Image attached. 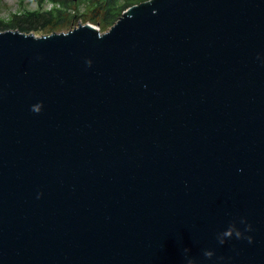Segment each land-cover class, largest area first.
<instances>
[{"label": "water", "instance_id": "obj_1", "mask_svg": "<svg viewBox=\"0 0 264 264\" xmlns=\"http://www.w3.org/2000/svg\"><path fill=\"white\" fill-rule=\"evenodd\" d=\"M189 260L264 264V0L0 31V264Z\"/></svg>", "mask_w": 264, "mask_h": 264}, {"label": "rangeland", "instance_id": "obj_2", "mask_svg": "<svg viewBox=\"0 0 264 264\" xmlns=\"http://www.w3.org/2000/svg\"><path fill=\"white\" fill-rule=\"evenodd\" d=\"M107 0H91L90 5H87V0H80L79 5L77 6V9L75 12L70 11L69 14L77 16L78 18L75 19L74 24L77 25L81 23L83 24H90L93 27L97 28L100 33H105L109 30L111 27H107L106 29H103L102 25H100L99 22H101L103 16H104V3H106ZM146 1V0H143ZM115 1L112 2V6L114 5ZM139 3V2H137ZM108 8L111 7V4H107ZM105 7V8H107ZM36 10V4L34 0H0V22L2 24L7 25L9 23H12L14 25L21 24L22 26L28 27L27 23L25 21H20V17L24 14H27L29 12H33ZM70 17V16H69ZM99 23V24H98ZM67 25V26H66ZM61 27H56V25L52 26H45L44 28H29L28 31L24 32L26 34H33L36 37H42L49 35L53 32H67L69 29L75 28V27H68V24H66ZM101 27V30L99 29ZM0 28V31H18L17 28ZM19 32V31H18Z\"/></svg>", "mask_w": 264, "mask_h": 264}, {"label": "flooded vegetation", "instance_id": "obj_3", "mask_svg": "<svg viewBox=\"0 0 264 264\" xmlns=\"http://www.w3.org/2000/svg\"><path fill=\"white\" fill-rule=\"evenodd\" d=\"M90 1L87 0V5H90ZM34 2L36 4V10L27 13L29 16L25 21L29 28H44L45 26H52L54 24L56 27H61L66 24H68V27L81 25V23L75 25V19L78 17L69 14L70 11H76L80 0H34ZM109 2L111 1L107 0L104 3V8L108 6L107 4Z\"/></svg>", "mask_w": 264, "mask_h": 264}, {"label": "trees", "instance_id": "obj_4", "mask_svg": "<svg viewBox=\"0 0 264 264\" xmlns=\"http://www.w3.org/2000/svg\"><path fill=\"white\" fill-rule=\"evenodd\" d=\"M109 2L111 4L110 8H104V16L101 20L100 25H102L103 29H106L107 27L112 26L118 18L122 15V13L127 10L129 7L139 4L141 2H144L143 0H110ZM115 1L114 5L112 6V2ZM147 1V0H146ZM139 2V3H137ZM29 14H24L20 17V21H26L28 19ZM98 23V24H99ZM17 28L19 32H26L29 30V27L22 26L21 24L14 25L12 23H9L7 25L2 24L0 22V28ZM10 29V30H12ZM101 30V27L99 28Z\"/></svg>", "mask_w": 264, "mask_h": 264}, {"label": "clouds", "instance_id": "obj_5", "mask_svg": "<svg viewBox=\"0 0 264 264\" xmlns=\"http://www.w3.org/2000/svg\"><path fill=\"white\" fill-rule=\"evenodd\" d=\"M86 63L90 65L91 61H87ZM32 110L35 112H39V109H36V108H33ZM250 230H251V226L249 225L246 227V231H250ZM233 234H235V237L237 239H240L242 236V234L239 230H236L234 227L230 226L226 231H224L223 233H221L217 236L218 242L221 245H223L225 243V238H231ZM246 239H247L248 243H250V244L252 243V237L251 236L246 237ZM187 251L188 250L185 249V252H187ZM204 255H205V257L210 258V257H212L213 253L211 251H205ZM188 264H194V262L192 260H189Z\"/></svg>", "mask_w": 264, "mask_h": 264}]
</instances>
